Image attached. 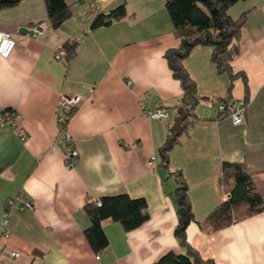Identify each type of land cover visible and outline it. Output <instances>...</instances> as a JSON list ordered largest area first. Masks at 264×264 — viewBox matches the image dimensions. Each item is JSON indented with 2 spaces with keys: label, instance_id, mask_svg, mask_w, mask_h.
<instances>
[{
  "label": "crops",
  "instance_id": "obj_1",
  "mask_svg": "<svg viewBox=\"0 0 264 264\" xmlns=\"http://www.w3.org/2000/svg\"><path fill=\"white\" fill-rule=\"evenodd\" d=\"M67 2L72 14L58 27L50 25L44 0L0 8V30L16 39L0 56V114L15 112L26 130L22 139L17 128L0 127V264H151L182 250L171 196L177 169L195 215L186 227L189 244L215 264H264V210L218 229L202 221L234 183L222 179L224 161H242L264 196V0L230 4L232 16H246L230 61L234 77L215 69L209 45L194 46L183 59L201 97L167 162L161 146L182 89L164 56L179 43L165 0H125L124 16L96 27L89 26L93 16L120 0ZM38 21L47 27L33 35ZM67 39L78 42L75 55L56 58ZM61 93L79 96L66 134L59 132ZM216 98L246 99L243 120L220 114ZM158 107L169 116H149ZM68 144L77 152L71 167L63 156ZM122 192L144 196L149 217L130 230L102 219L108 245L97 252L84 233V205ZM24 199L32 205L21 207Z\"/></svg>",
  "mask_w": 264,
  "mask_h": 264
},
{
  "label": "trees",
  "instance_id": "obj_2",
  "mask_svg": "<svg viewBox=\"0 0 264 264\" xmlns=\"http://www.w3.org/2000/svg\"><path fill=\"white\" fill-rule=\"evenodd\" d=\"M19 0H0V8L14 5ZM49 23L52 27L60 26L71 14V5L67 0H44ZM233 0H165L171 21L179 35V43L168 47L164 56L181 85L180 104L185 108L187 116L183 129L189 122V116L195 113L201 95L197 90L195 80L190 75L183 59L196 45L211 47V60L218 72H226L231 77L230 61L239 52V40L245 23V12L234 17L229 13ZM126 14L125 0H120L107 12H98L90 21V27L111 23ZM78 42L65 40L61 47L65 49L67 60L75 55ZM216 98L214 100L216 107ZM246 101V99H245ZM217 109V108H216ZM221 114V112H219ZM68 119V117H67ZM67 122V120H66ZM172 135L170 132L169 136ZM176 138L173 140L176 141ZM172 142V143H173ZM167 141L161 146V157L167 162L171 144ZM177 185L171 191L175 204L177 223L174 235L182 250H168L151 264H215L211 259H204L198 251L189 244L186 237V227L195 220L192 202L188 192V183L180 169L173 170ZM223 181L233 180L228 190V197L217 203L202 220L214 229L225 227L233 221L264 210V196L257 191L254 181L247 172L242 161H224L222 166ZM84 208L90 223L84 229L85 236L93 248L99 252L108 245V238L101 225L102 219L111 218L119 221L124 229L130 230L146 221L149 217L147 200L144 196H130L126 192L103 195L85 203Z\"/></svg>",
  "mask_w": 264,
  "mask_h": 264
},
{
  "label": "built area",
  "instance_id": "obj_3",
  "mask_svg": "<svg viewBox=\"0 0 264 264\" xmlns=\"http://www.w3.org/2000/svg\"><path fill=\"white\" fill-rule=\"evenodd\" d=\"M47 27V23L45 21H38L35 22L32 27L31 31L33 32V35L40 34L45 28ZM16 44V39L13 37V35L9 31L0 30V56L7 57L11 50L13 49L14 45ZM55 57L58 59H62L65 56V49L63 47H59L55 51ZM79 96L77 94H66L61 93L60 98L58 101V109L60 110L58 114V122H59V132L66 134V120L76 105L78 104ZM245 103L246 101L244 99L239 100H232L230 98L225 99H219L216 100V108L218 112H221L223 114L228 115L233 123H240L243 120L244 117V110H245ZM149 116L155 117V118H167L169 116V112L167 108L165 107H158L154 110H149L148 112ZM0 127L1 128H17L19 136H21L22 139H25L26 137V130L18 126L17 124V115L15 112H4L0 114ZM134 145V144H133ZM64 162L67 167H71L77 156V152L74 149V147L71 144H68L64 151ZM154 156H152L148 162L151 163L153 161ZM223 198L228 197V190L224 192ZM32 203L24 199L21 207L24 206H31ZM8 221V212L5 211L4 218L2 220V225L6 227ZM11 255L17 256L19 252L17 250H11ZM99 255L97 254V257Z\"/></svg>",
  "mask_w": 264,
  "mask_h": 264
},
{
  "label": "water",
  "instance_id": "obj_4",
  "mask_svg": "<svg viewBox=\"0 0 264 264\" xmlns=\"http://www.w3.org/2000/svg\"><path fill=\"white\" fill-rule=\"evenodd\" d=\"M21 31H30L25 26L20 28ZM187 116L185 108L180 105L177 108V115L174 117L173 123L170 126L172 135L169 137V143H171L177 135H179L183 129L184 119Z\"/></svg>",
  "mask_w": 264,
  "mask_h": 264
},
{
  "label": "rangeland",
  "instance_id": "obj_5",
  "mask_svg": "<svg viewBox=\"0 0 264 264\" xmlns=\"http://www.w3.org/2000/svg\"><path fill=\"white\" fill-rule=\"evenodd\" d=\"M173 123V121L171 122V124Z\"/></svg>",
  "mask_w": 264,
  "mask_h": 264
}]
</instances>
